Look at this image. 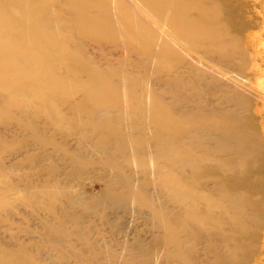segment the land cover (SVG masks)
Instances as JSON below:
<instances>
[{
    "label": "rangeland",
    "instance_id": "374dc122",
    "mask_svg": "<svg viewBox=\"0 0 264 264\" xmlns=\"http://www.w3.org/2000/svg\"><path fill=\"white\" fill-rule=\"evenodd\" d=\"M263 3L207 1L219 11L217 24L228 39L238 40V49L229 48L231 56L222 59L169 35L185 53L184 64L172 73L158 72L145 55L120 41L93 43L61 22L60 34L72 38L71 53L82 58L75 69L95 68L116 86L145 94L139 103L147 105L148 96L159 95L177 116L209 122L180 123V131L169 137L134 111L79 112L81 94L55 113L3 106L0 250L27 255L34 264H184L170 243L169 233H176L190 264H264ZM58 68L71 72L64 64ZM5 101L0 94V106ZM155 138L174 140L175 162L162 156V144L154 148ZM165 172L192 180L183 200L167 187ZM235 193L259 202L255 213L262 221L253 230L258 231L253 249L243 242L252 240L248 233L229 236L223 225L218 235L214 224L221 205L208 209L199 199L221 196L222 205L230 206ZM189 213L205 224L183 225ZM166 226L176 231L167 233ZM237 243L245 245L238 255L230 249Z\"/></svg>",
    "mask_w": 264,
    "mask_h": 264
},
{
    "label": "bare ground",
    "instance_id": "6f19581e",
    "mask_svg": "<svg viewBox=\"0 0 264 264\" xmlns=\"http://www.w3.org/2000/svg\"><path fill=\"white\" fill-rule=\"evenodd\" d=\"M176 1L177 3H174L175 0H0V94L6 98L0 106V114H3L1 110L4 107L13 111L22 105L27 109L34 106L41 110L40 113H55L62 103L81 94L82 98L76 104L79 112L93 113L96 107L107 110L118 107L124 113L134 111L145 116L154 129L165 133L167 131V136L177 134L180 123L209 122L208 119L190 121L184 116H177L159 95L148 96L147 105L139 103L145 99V94L135 90L133 86H116L95 68L75 69V65L83 63L82 58L71 53L75 50L70 44L72 38L61 35L58 28L61 22L70 23L81 36L91 42L120 41L145 55L158 72H176L185 61V53L176 50L179 45L169 35L177 42L202 49L205 53L219 55L222 59L231 56L229 48L237 51L238 40L232 37L229 40L223 31L224 26L217 24L219 11L214 5H205L209 0ZM54 2L62 3L64 7L56 9ZM191 11L197 14L190 16ZM51 15L55 16L56 21L50 18ZM59 64L67 65L71 72L68 75L62 74ZM0 120L4 121V117ZM89 123L102 132L96 122ZM169 142H173L172 145ZM153 143L154 148L162 144V156L165 159L176 161L178 153L174 140L162 142L155 138ZM137 162L140 166H146L142 159H137ZM165 176L167 187L179 200H183L193 184L192 180H179V177L169 173L166 175V172ZM34 194L37 196L39 192ZM198 194L199 192L194 195ZM221 198L207 194L199 196L208 209L221 205V216L217 218L214 230L218 235L222 234L221 227L225 225L229 227V236L236 234L241 237L248 233L252 240L243 242L253 249L258 237V231L253 230L259 228L262 221L260 215L255 213L259 202L256 204L254 199L235 193L232 205L228 206L222 205L224 200ZM182 224L204 225L205 221L203 217L190 214L183 216ZM175 228L176 226H166L165 230L169 233L176 231ZM169 234L174 254L184 264H190L186 252L182 250L179 236L176 233ZM228 234H224L226 242L229 240ZM240 246L245 245L237 243L230 246V249L237 254ZM0 264L34 263L27 255L2 249Z\"/></svg>",
    "mask_w": 264,
    "mask_h": 264
}]
</instances>
